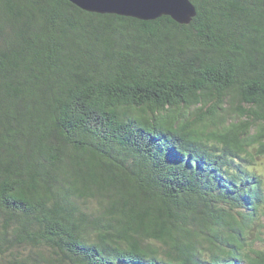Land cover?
I'll return each mask as SVG.
<instances>
[{
	"label": "trees",
	"instance_id": "obj_1",
	"mask_svg": "<svg viewBox=\"0 0 264 264\" xmlns=\"http://www.w3.org/2000/svg\"><path fill=\"white\" fill-rule=\"evenodd\" d=\"M191 2L0 0V264H264V0Z\"/></svg>",
	"mask_w": 264,
	"mask_h": 264
},
{
	"label": "water",
	"instance_id": "obj_2",
	"mask_svg": "<svg viewBox=\"0 0 264 264\" xmlns=\"http://www.w3.org/2000/svg\"><path fill=\"white\" fill-rule=\"evenodd\" d=\"M81 10L101 15H117L141 21L167 16L181 25H188L197 11L191 0H69Z\"/></svg>",
	"mask_w": 264,
	"mask_h": 264
}]
</instances>
